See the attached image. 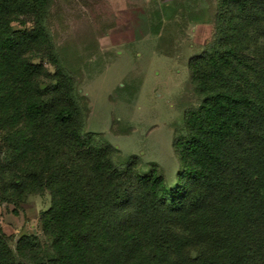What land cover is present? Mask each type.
<instances>
[{
  "label": "trees",
  "instance_id": "trees-1",
  "mask_svg": "<svg viewBox=\"0 0 264 264\" xmlns=\"http://www.w3.org/2000/svg\"><path fill=\"white\" fill-rule=\"evenodd\" d=\"M200 1L177 3L187 15ZM51 5L0 0V201L50 196L46 241L24 234L13 250L0 226V264H264V0L212 7L169 176L86 130Z\"/></svg>",
  "mask_w": 264,
  "mask_h": 264
},
{
  "label": "rangeland",
  "instance_id": "rangeland-1",
  "mask_svg": "<svg viewBox=\"0 0 264 264\" xmlns=\"http://www.w3.org/2000/svg\"><path fill=\"white\" fill-rule=\"evenodd\" d=\"M199 4L186 15L177 0H52L47 24L90 104L86 130L122 161L136 155L140 172L169 176L177 168L174 133L197 101L187 61L214 29L216 0ZM49 204L47 192L0 201V226L13 250L24 234L46 241L39 215Z\"/></svg>",
  "mask_w": 264,
  "mask_h": 264
}]
</instances>
